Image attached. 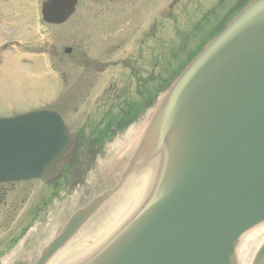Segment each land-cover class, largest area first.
I'll list each match as a JSON object with an SVG mask.
<instances>
[{
	"label": "water",
	"instance_id": "1",
	"mask_svg": "<svg viewBox=\"0 0 264 264\" xmlns=\"http://www.w3.org/2000/svg\"><path fill=\"white\" fill-rule=\"evenodd\" d=\"M60 2L49 0L45 12L50 16ZM42 115L53 121L47 138L33 129L37 116L27 117L19 133L28 135H20L17 154L6 158L14 157L21 172L36 169L46 177L61 168L68 139L58 118ZM3 144L0 139V155ZM140 151L144 164L156 162L145 202L89 264H236L240 236L264 219V0L176 80ZM115 189L79 210L56 243Z\"/></svg>",
	"mask_w": 264,
	"mask_h": 264
},
{
	"label": "rangeland",
	"instance_id": "2",
	"mask_svg": "<svg viewBox=\"0 0 264 264\" xmlns=\"http://www.w3.org/2000/svg\"><path fill=\"white\" fill-rule=\"evenodd\" d=\"M218 1L219 0H206L205 2H203L204 5L202 7V10L205 7L208 8L212 5L210 9H214L217 12H220V9L222 7L218 6L219 5ZM12 2L13 0H0L1 4H9V6H12ZM223 5L225 6L224 8L225 11L223 13L220 12L217 15H211L210 17H208V20H210L211 22L207 25H206V22L203 23V26L201 27H203L204 30L202 32H200L197 29V33L195 35L197 38L194 39V42L191 48H194L199 42L203 40H207L210 37V35L214 31V28L220 22V20L225 15L227 10L231 6H233V2L232 0H224ZM36 9H37L36 6L30 9L33 15L30 14L29 11L25 13V15L36 17L37 16ZM198 16H199V13H197V17ZM12 18L13 16H6L5 14L0 15V36H7L8 34L12 33L13 28H14V26L10 22ZM213 20L216 21V24L215 22H213ZM57 30H61L64 33V35H67L68 33H71L73 31V28L57 27V28H51V30H46V28H41L40 32L38 33V36L36 37V42L38 44L44 45L45 47L50 46V45L57 46L55 42L61 40L60 39L61 37L56 35L57 33L55 31ZM163 38H168V35L166 34L163 35ZM63 39L64 38H62V40ZM37 63H38V66L41 67L42 69L45 66L44 61L41 59H38ZM24 65L25 64H23L22 66ZM21 72L15 71V72L7 73V74L0 73V116L1 117H7V116L15 115L18 113L27 112L29 110H33L34 108L41 107L38 103L47 104L48 101L51 99L50 98L51 94L48 93V90L40 89L39 87V84L43 86H47L46 83L48 82V79L43 80V81L32 82L33 79L30 78L29 76L33 77V72H28L27 74L23 73L25 71H23L22 73ZM34 83H38V84H35L34 86ZM55 83L57 85V82ZM57 94L58 93H56V95ZM135 134H137V132H135V130L134 131L132 130L131 135L126 136L124 138L123 137L120 138L118 141H116L114 144H112L109 147L110 159L105 161L106 165L109 161H112V160H115L114 161L115 165H118L120 163L124 155L128 153L129 147L133 145L135 138H136ZM68 207H70V209L72 208L71 205ZM262 243H264V240L263 242H261V244ZM259 264H264V257H262V259L259 261Z\"/></svg>",
	"mask_w": 264,
	"mask_h": 264
},
{
	"label": "bare ground",
	"instance_id": "3",
	"mask_svg": "<svg viewBox=\"0 0 264 264\" xmlns=\"http://www.w3.org/2000/svg\"><path fill=\"white\" fill-rule=\"evenodd\" d=\"M142 191H143V183H140L136 188L133 189V191L130 194H128L125 197L126 199H125L124 203H123V201H121V203L119 204L121 207H120L119 212H118V219L117 220L124 217L125 214L127 213V211L130 208L134 207L135 203L139 200V198L142 194ZM105 233L106 232H103L102 235H104ZM259 233H260V231H255V232L252 231L251 233L245 234L242 237V240L238 245V261L240 264H248L249 253H250L251 249L255 247ZM66 254H64L62 256V258L63 259H70L71 257L65 258Z\"/></svg>",
	"mask_w": 264,
	"mask_h": 264
}]
</instances>
